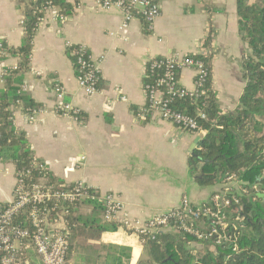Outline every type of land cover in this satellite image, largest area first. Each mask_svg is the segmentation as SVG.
I'll list each match as a JSON object with an SVG mask.
<instances>
[{
	"label": "crops",
	"instance_id": "obj_1",
	"mask_svg": "<svg viewBox=\"0 0 264 264\" xmlns=\"http://www.w3.org/2000/svg\"><path fill=\"white\" fill-rule=\"evenodd\" d=\"M35 1L0 0V45L9 51L0 58V91L4 72L19 64L13 52L23 45L25 13ZM155 1L161 15L151 29L140 17L123 27V12L103 10L97 0H66L71 10L65 15L57 7L48 8L39 21L30 66L23 75L22 92L41 112L30 122L22 104L14 110L16 129L26 135L34 158L57 181L67 185L82 181L101 196L113 195L129 218L141 221L178 208L183 197L202 206L216 194L225 195L228 188L201 187L191 176L188 160L200 134L146 111L149 61L209 58L220 110L232 113L247 84L243 65L250 53L238 29L237 0ZM72 46L85 48L98 66L101 83L95 95L86 94L79 85L73 55L68 53ZM194 82L191 70L181 72L182 87L194 90ZM55 85L64 89L65 102L79 108L78 120L56 112ZM16 180L8 150L0 157L1 208L12 203ZM77 210L84 220L104 223L102 211L90 204ZM55 226L65 227L62 219ZM107 247L128 249L131 259L122 258L124 264L143 259V244L119 227L78 237L67 264H104L109 256L118 255Z\"/></svg>",
	"mask_w": 264,
	"mask_h": 264
},
{
	"label": "trees",
	"instance_id": "obj_2",
	"mask_svg": "<svg viewBox=\"0 0 264 264\" xmlns=\"http://www.w3.org/2000/svg\"><path fill=\"white\" fill-rule=\"evenodd\" d=\"M50 7L59 8L64 15L71 10L66 0L31 2L25 13L23 45L13 52L19 58V64L4 72V88L0 91V157L11 150L16 173L23 174L29 185L38 182L44 173L37 166L41 161L34 158L26 135L15 127L14 110L22 104L23 111L29 115L40 108L22 92L23 75L30 66L39 21ZM237 18L241 39L250 51L243 65L247 84L238 109L232 113L220 110L212 89L210 60L206 57L201 59L207 63L211 72L207 99H177L172 104L176 110L187 115L196 117L200 110L207 116L206 120H199V130L192 132L204 135L188 160L195 182L201 187L224 186L228 184L230 176H235L240 182L239 186H232L231 192L226 196L231 201L236 199L239 202H233L226 211L229 240L223 243H217L214 239L197 240L174 228L156 241L148 240L143 245V259L138 264H264V197H259V194L264 195V0H237ZM206 44H209L208 41ZM79 50V46H72L68 53L71 55ZM8 53L3 47L0 58ZM70 57L75 73L79 76L81 68L77 64V56ZM149 68L148 66L145 86H154L164 70H156L153 74ZM45 178L49 185L57 187L63 184L50 173ZM83 204H90L102 213L104 211L100 203L91 200L79 204L38 205L42 218L49 224L63 220L70 243L66 264L71 259L78 237L89 236L93 231H115L119 228L114 223H103L101 219L84 220L77 210ZM204 206L209 207L211 204L208 202ZM31 208L32 206L27 207L15 219V223L33 231L29 218ZM209 223L207 217H201L198 230H207ZM201 246L213 247L215 251L199 250ZM110 249L115 250L118 255L109 256L104 264H124L122 258L130 261L128 249ZM19 258L21 264L28 261L31 264H41L33 248L22 251Z\"/></svg>",
	"mask_w": 264,
	"mask_h": 264
},
{
	"label": "built area",
	"instance_id": "obj_3",
	"mask_svg": "<svg viewBox=\"0 0 264 264\" xmlns=\"http://www.w3.org/2000/svg\"><path fill=\"white\" fill-rule=\"evenodd\" d=\"M97 3L103 10L122 11L125 17L123 27L136 17H140L151 29L154 21L161 15L160 6L155 0H97ZM59 18L65 19L64 16ZM2 49L3 45H0V51ZM72 55L77 56L76 61L81 68L80 75H77L79 85L86 94H97L101 83L98 66L93 63L83 47ZM148 66L153 74L154 71L161 69L164 70V74L154 86H145L149 99L146 111L157 113L164 121L182 130L197 132L200 128L199 120H206V114L198 110L197 116L193 117L176 110L172 104L173 100L177 99L194 101L207 99V85L211 76L207 63L196 56L163 57L150 60ZM186 69L191 70L195 75L194 90H187L180 85V74ZM54 91L56 112L63 117L78 120L80 110L73 104L65 102L64 89L60 85H55ZM40 112L39 109L33 110L27 115V119L30 122L35 121ZM37 166L44 174L32 185L25 182L23 174L16 173L13 201L0 211V264H21L19 258L21 252L31 248L35 250L41 264H66L70 247L69 234L66 227L58 228L42 218L38 205L47 203L64 205L96 201L104 208V222L118 225L136 236L143 245L148 240L156 241L174 228L197 240L214 239L217 243L229 240L227 234L229 221L226 211L233 202L235 204L239 202L236 199L231 201L226 196L231 192L232 186H239L240 182L235 176L227 179L228 188L225 189V195H215L209 201L211 204L209 207L193 206L188 197H183L178 208L141 221L129 218L123 204L113 195L101 196L82 181L68 185L60 184L57 187L49 185L45 178L49 173L47 167L42 162ZM29 206H32L29 218L34 227L33 231L15 223V219ZM201 217H207L210 220L208 229L202 232L197 228Z\"/></svg>",
	"mask_w": 264,
	"mask_h": 264
},
{
	"label": "water",
	"instance_id": "obj_4",
	"mask_svg": "<svg viewBox=\"0 0 264 264\" xmlns=\"http://www.w3.org/2000/svg\"><path fill=\"white\" fill-rule=\"evenodd\" d=\"M203 136H204L203 133H201V134H200V137H199V138L197 139V141H196L197 144H198V142L203 138ZM196 143H195V144H196ZM259 197L262 198V197H264V195L259 194ZM1 209H2V208L0 207V211H1Z\"/></svg>",
	"mask_w": 264,
	"mask_h": 264
},
{
	"label": "rangeland",
	"instance_id": "obj_5",
	"mask_svg": "<svg viewBox=\"0 0 264 264\" xmlns=\"http://www.w3.org/2000/svg\"><path fill=\"white\" fill-rule=\"evenodd\" d=\"M83 209H84V208H83ZM99 215H101V214H99ZM102 216H103V213H102ZM198 249H199V250H207V249H210L211 251H215V248H213V247L208 248V247H205V246H204V247L201 246V247H199Z\"/></svg>",
	"mask_w": 264,
	"mask_h": 264
}]
</instances>
